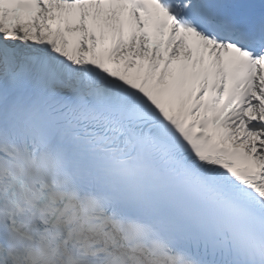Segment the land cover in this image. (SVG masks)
<instances>
[{
    "label": "snow or ice",
    "instance_id": "6c2138e0",
    "mask_svg": "<svg viewBox=\"0 0 264 264\" xmlns=\"http://www.w3.org/2000/svg\"><path fill=\"white\" fill-rule=\"evenodd\" d=\"M0 264H264V0H0Z\"/></svg>",
    "mask_w": 264,
    "mask_h": 264
}]
</instances>
